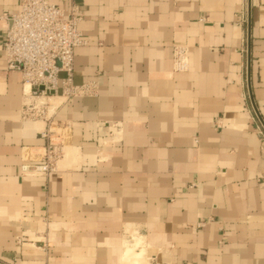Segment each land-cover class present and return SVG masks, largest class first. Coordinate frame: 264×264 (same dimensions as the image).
<instances>
[{"label":"crops","instance_id":"obj_1","mask_svg":"<svg viewBox=\"0 0 264 264\" xmlns=\"http://www.w3.org/2000/svg\"><path fill=\"white\" fill-rule=\"evenodd\" d=\"M75 1L72 81L95 86L62 97L58 73L41 176L20 165L45 123L21 119L1 49L20 0H0V264H264V0Z\"/></svg>","mask_w":264,"mask_h":264},{"label":"built area","instance_id":"obj_2","mask_svg":"<svg viewBox=\"0 0 264 264\" xmlns=\"http://www.w3.org/2000/svg\"><path fill=\"white\" fill-rule=\"evenodd\" d=\"M2 18L8 23L1 43L6 69L21 75V119L45 123L39 132L43 144L34 147L36 151L22 162L20 171L45 176L56 170L64 146L59 132L63 125L55 118L60 105L58 73H65L60 79L62 97L86 95L95 86L72 81L74 50L86 43L80 29L83 14L75 0H70L67 10L49 0H20L19 10ZM187 51L185 46H173L176 70L187 68Z\"/></svg>","mask_w":264,"mask_h":264},{"label":"water","instance_id":"obj_3","mask_svg":"<svg viewBox=\"0 0 264 264\" xmlns=\"http://www.w3.org/2000/svg\"><path fill=\"white\" fill-rule=\"evenodd\" d=\"M249 27H250V19L248 18V28H247V34H248V54H249V48H250V43H249V34H250V30H249ZM248 57H249V55H248ZM249 64H250V57L248 58V66H247V69H248V70H247V81H249V76H250V74H249V71H250V69H249ZM40 88L42 89V87H40ZM51 93H53V91H51ZM249 95H250V98H251L250 88H249ZM252 104H253V103H252ZM253 107H254V110H255L256 115L258 116V118H259L261 124H262L263 127H264V120L262 119L261 115L259 114V112H258V110L256 109V107H255L254 104H253Z\"/></svg>","mask_w":264,"mask_h":264}]
</instances>
